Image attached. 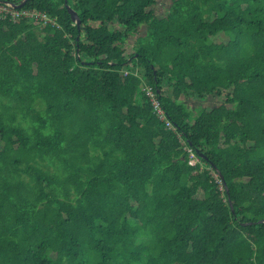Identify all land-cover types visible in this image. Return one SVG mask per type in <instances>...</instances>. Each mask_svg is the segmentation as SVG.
I'll return each mask as SVG.
<instances>
[{"label":"trees","instance_id":"obj_1","mask_svg":"<svg viewBox=\"0 0 264 264\" xmlns=\"http://www.w3.org/2000/svg\"><path fill=\"white\" fill-rule=\"evenodd\" d=\"M9 1L0 264H264V0Z\"/></svg>","mask_w":264,"mask_h":264},{"label":"built area","instance_id":"obj_2","mask_svg":"<svg viewBox=\"0 0 264 264\" xmlns=\"http://www.w3.org/2000/svg\"><path fill=\"white\" fill-rule=\"evenodd\" d=\"M16 5L9 1V0H0V19H6L7 17L13 21H15L18 18H26L29 17L31 18L32 21H39L41 22V25H46L47 23H53L56 24L55 18H52L51 16L47 15L44 12L37 11L34 9H28V8H23V9H18L15 7ZM126 72V70L124 71ZM135 73H137L135 71ZM138 74V73H137ZM146 93L149 95V97L152 100V104L154 106V110L159 115L161 119L164 117V112L162 108L160 107L154 92L152 91V88L147 86L146 88ZM167 126H171L170 122L167 120L166 121ZM186 148V146H185ZM189 154L190 158V163L195 164L198 161L197 156L194 155L193 151L191 148L187 147L186 148Z\"/></svg>","mask_w":264,"mask_h":264},{"label":"rangeland","instance_id":"obj_3","mask_svg":"<svg viewBox=\"0 0 264 264\" xmlns=\"http://www.w3.org/2000/svg\"><path fill=\"white\" fill-rule=\"evenodd\" d=\"M170 3V0H157V4L154 5L153 7L155 8L156 12L158 15H163L164 12L167 10V7ZM144 27H141L139 29V34L144 33ZM137 34H132L129 35L128 38L126 39V45L129 48V50H132L133 43L136 39ZM213 40L215 42H225L227 40V36L223 33H218L215 36H213ZM137 70V69H135ZM164 92L169 93L168 88L166 85H164ZM181 98L183 99L184 103L186 104L187 108L192 111V117H196L200 111L204 107L212 106L215 104H218V97L214 95H208L205 98H195L192 96H183L181 95ZM220 99L223 98V95L219 97Z\"/></svg>","mask_w":264,"mask_h":264},{"label":"water","instance_id":"obj_4","mask_svg":"<svg viewBox=\"0 0 264 264\" xmlns=\"http://www.w3.org/2000/svg\"><path fill=\"white\" fill-rule=\"evenodd\" d=\"M66 1H67V0H65V3H66ZM24 2H25V0H22V1L18 4V6H22V5L24 4ZM66 7H67V9H68V11H69V13H70L71 19L74 20V21H76L77 24H79L80 19H79V17H78L77 12H76L73 8H71L67 3H66ZM221 176H222V175H221Z\"/></svg>","mask_w":264,"mask_h":264}]
</instances>
